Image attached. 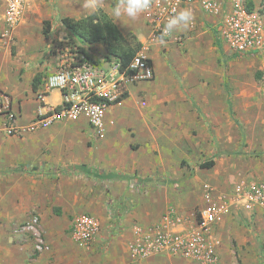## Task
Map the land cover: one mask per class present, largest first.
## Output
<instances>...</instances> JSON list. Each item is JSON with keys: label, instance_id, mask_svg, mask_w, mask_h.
<instances>
[{"label": "rangeland", "instance_id": "374dc122", "mask_svg": "<svg viewBox=\"0 0 264 264\" xmlns=\"http://www.w3.org/2000/svg\"><path fill=\"white\" fill-rule=\"evenodd\" d=\"M56 1L25 0L23 13L55 10ZM244 3L264 23V0ZM6 5L0 0L3 21ZM216 24L186 45L182 33L161 34L177 46L175 55L161 47L164 60L155 65V78L134 83V94L118 106L124 113L116 107L114 121L107 122L104 139L93 140L79 120L55 122L35 131L40 150L32 164L20 171V158L12 166L0 162V264H20L25 244L33 263L43 264L37 260L43 254L57 264H80L93 246L74 243L69 223L83 211L99 216L100 208L109 223L99 250L110 261L118 244L114 227L124 211L138 210L151 223L169 206L193 216L209 200L225 208L214 229L219 264H264V216L231 198L236 183L264 178V45L258 53L231 55L218 41ZM1 44L16 53L13 39L6 43L0 36ZM7 137L11 148L20 146V136ZM111 138L120 144L116 161L125 166L110 172L122 181L118 196L98 157V145ZM210 158L212 167L198 166ZM82 164L87 173L72 170ZM33 217L37 225L28 228ZM37 239L44 242L42 251ZM159 255L152 264H195Z\"/></svg>", "mask_w": 264, "mask_h": 264}, {"label": "built area", "instance_id": "2783aa9c", "mask_svg": "<svg viewBox=\"0 0 264 264\" xmlns=\"http://www.w3.org/2000/svg\"><path fill=\"white\" fill-rule=\"evenodd\" d=\"M184 4L197 6L207 14L218 12V41L231 55H251L263 47V20L257 11L246 7L244 0H223L220 5L219 0H152L147 22L153 37L160 38L167 19L180 11ZM23 11L24 0H7L0 29L2 38L11 37ZM56 46L58 43L54 45L55 49ZM65 48L72 53V58L61 63L55 72L44 76L38 84L34 92L38 102L37 110L27 126L20 128L16 123L18 111L12 108L10 95L0 89V130L5 134L20 136L25 131H36L55 122L76 121L83 117L87 121L91 138L102 140L107 134L109 107L121 103L129 84L155 78L151 59L142 50L130 63L128 72H124L119 70V64L113 58L107 61L104 56L89 53L85 56L74 41L65 40ZM53 76L59 79L53 81ZM53 89L62 93L63 102L59 108L46 103V96ZM231 198L245 211L264 216V178L251 183H236ZM224 209L209 200L195 215L187 216L169 206L159 221L148 226L136 224L132 227V238L127 245L128 254L132 260H141L170 253L195 264H219V240L214 229ZM37 222L38 218L33 217L27 227L34 229ZM100 231L101 222L91 211L77 213L68 226L71 240L85 248L93 246ZM43 245V240L37 239L38 251L43 250Z\"/></svg>", "mask_w": 264, "mask_h": 264}, {"label": "crops", "instance_id": "0c3cea01", "mask_svg": "<svg viewBox=\"0 0 264 264\" xmlns=\"http://www.w3.org/2000/svg\"><path fill=\"white\" fill-rule=\"evenodd\" d=\"M222 1L223 0H219V5ZM114 2L115 0H102L101 8L109 15V10ZM55 5V10H52V8L48 9L46 6V10L43 9V12L40 11L36 14L23 13L19 22L15 25L10 39L2 38L6 43L11 39L15 42L16 53L14 55L9 53L10 48H8L7 45L1 44L0 46V89L6 91L10 95L12 108L16 109L19 114L16 123L20 128L29 124L37 110L38 102L34 97V90L32 88L34 77L38 76L42 81L44 76L55 72L61 63L71 60L72 58V53L65 48V40L69 38L71 33L68 28L61 23L60 18L65 16L80 18L86 15L80 8L79 0H57ZM185 8L192 11L194 15L193 23L187 30L171 35V37H174L179 33L184 34V45H186L192 38L196 37L202 31L203 27H213L219 20L218 12L207 14L199 7L188 4H184L180 10ZM59 11L62 12L61 15H58V13H60ZM57 15L58 18L56 17ZM147 15L148 11L141 14L135 20L122 18L121 22H114L124 34L132 32L137 36L143 44L142 52L151 59L155 69V65H161L162 60H164V57L161 54V47H165L166 54L168 52L169 55L173 57L177 51V46L171 39L167 40L163 38L166 44H160L159 41L161 38H150ZM46 19L51 21L48 37H45L42 33L43 21ZM1 25H3V17L0 19V29ZM75 42L80 49L85 50L89 54H94L99 57L104 56L106 53L104 43ZM57 43L58 46H56L55 49L54 45ZM100 65L105 67L104 63H101ZM134 91V84H129L128 92L122 99L121 103L109 107L107 112L108 119L114 121L115 118L113 117V114L117 108L119 112L124 113V109L126 108L119 110L120 108L118 106L123 105L126 98L129 95L134 94ZM62 102V93L57 89L51 90L46 96V103L48 106L55 107L62 104ZM78 122L88 129L87 133L90 135L85 118L82 117ZM35 133V131L23 132V134L20 135V146L17 148H11L10 144L12 143H10L7 136L13 137L14 135H7L0 130V162H2V164H7V166H12L13 164H11V161L15 158H20V171L23 170L22 167L32 164V162L38 158L40 150V142L34 140ZM118 146H120L119 142L112 138L102 141L98 145V157L99 159H103L104 162L103 165H100V168H102V172H106V174L103 172L102 175H110V172L112 171L125 168L121 160V162L116 161L117 154L120 152L116 149ZM106 157H109L111 161L107 160ZM112 182H114L113 194L118 196L120 191L118 187L121 186L122 181L118 180L117 175H114L110 177V184ZM94 214L98 216L96 213ZM98 214L100 216H98V218L101 222L100 234L95 239L93 248L86 251L87 255L84 257L86 260L81 261L80 264H121L122 260L123 263L129 264H152V260H156L157 257L160 256L157 254L146 259L132 260L128 254L127 245L128 241L132 238V227L134 225H151L159 221L161 215L150 223V219L138 210L130 209L124 211L118 222L119 225L114 227L116 232L113 234L117 236L115 242L118 244L115 245L113 257L109 261L108 256L103 255L99 250V248L102 249L101 247L103 246L104 240L102 238L107 235L108 230L106 227H108L109 216L107 215V210L105 208H100ZM25 246L26 244L24 245V248H20V264H37L33 263L36 260L31 261L29 258V253ZM218 249L220 255V248ZM47 258L48 256L46 257V255L41 254L37 260L43 264H57L55 260ZM45 259H47V261Z\"/></svg>", "mask_w": 264, "mask_h": 264}, {"label": "trees", "instance_id": "16d2710c", "mask_svg": "<svg viewBox=\"0 0 264 264\" xmlns=\"http://www.w3.org/2000/svg\"><path fill=\"white\" fill-rule=\"evenodd\" d=\"M251 3H249V9ZM61 23L68 28L71 35L69 36L70 41H78L82 43H95L101 42L105 44L106 53L104 55L105 60L110 61L112 58L115 59L119 64V70L128 72V67L133 61L134 57L142 50L143 44L137 38V36L129 32L124 34L118 25L111 19V17L104 12L101 8L99 12L92 16H82L80 18L72 17H61ZM51 21H43L42 33L45 37L49 36ZM162 38L161 35H159ZM80 51L87 56L85 50ZM41 82L38 76H35L32 81V88L34 92L37 89L38 84ZM59 108V105L56 107ZM214 158H210L198 164L200 168H210L214 165ZM72 170L84 171L87 173V168L82 165H74ZM114 176L108 175L107 178ZM138 181V179H137Z\"/></svg>", "mask_w": 264, "mask_h": 264}, {"label": "clouds", "instance_id": "9594fccd", "mask_svg": "<svg viewBox=\"0 0 264 264\" xmlns=\"http://www.w3.org/2000/svg\"><path fill=\"white\" fill-rule=\"evenodd\" d=\"M80 8L83 13L92 16L101 10L102 0H79ZM152 6V0H115L109 10L112 20L120 21L122 18L135 20L141 14L148 11ZM194 21V15L188 8L182 9L172 14L163 27L164 36H171L174 33L187 30ZM164 44L163 38L159 41ZM53 81L59 79L58 76L52 77Z\"/></svg>", "mask_w": 264, "mask_h": 264}]
</instances>
